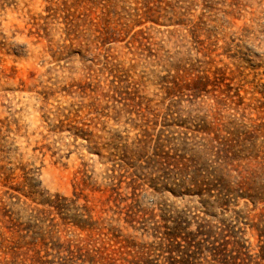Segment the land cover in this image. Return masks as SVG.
I'll return each instance as SVG.
<instances>
[{"label": "rangeland", "instance_id": "rangeland-1", "mask_svg": "<svg viewBox=\"0 0 264 264\" xmlns=\"http://www.w3.org/2000/svg\"><path fill=\"white\" fill-rule=\"evenodd\" d=\"M260 212L264 0H0V264H264Z\"/></svg>", "mask_w": 264, "mask_h": 264}, {"label": "trees", "instance_id": "trees-1", "mask_svg": "<svg viewBox=\"0 0 264 264\" xmlns=\"http://www.w3.org/2000/svg\"><path fill=\"white\" fill-rule=\"evenodd\" d=\"M197 82H198V80H197ZM217 153H218V156H221V158L222 157L223 158H227V151L225 149H220V151L217 152ZM217 171H220V170L218 169ZM217 171H215V173ZM182 172L184 173L185 171L183 170ZM215 173L207 174L206 177H204V176H201V174L197 170H194L191 175H188V178L186 177L188 179L187 180L188 186L192 187L196 192H200L202 189H204L205 185L207 186V184L204 183V182H206L205 180H208V179L212 178V176L214 177L215 175H217V177H215L216 178L215 180L217 181V183L219 182V185H220V187L222 189H224L225 191H229L231 188L228 187L229 185H227L224 182L225 179L223 178L222 173L221 174H215ZM184 175H182V176H184ZM185 179H182L181 183H179L177 185L179 188H182L183 186H185V184H187V183H185ZM236 187L240 188L241 187L240 183H237ZM256 192H257L256 194L262 193L261 191H259V189H256ZM263 217H264V214H262V212H260L256 216L257 224L254 225L256 230H257V235H258L259 238L264 237V219H263ZM242 249H246L247 250V247L243 243H238V242H233L232 243V249H231V252H230L231 253L230 257L231 258L230 259L232 261H234L235 264H245L243 259L240 256L241 254H243ZM232 252H233V254H232ZM258 257L261 260H264V245H263V247L260 248V250L258 252ZM237 261H240V263H238ZM219 263L220 264H227L226 262H219Z\"/></svg>", "mask_w": 264, "mask_h": 264}]
</instances>
